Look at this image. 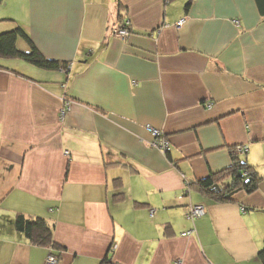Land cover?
Instances as JSON below:
<instances>
[{"label":"crops","instance_id":"crops-1","mask_svg":"<svg viewBox=\"0 0 264 264\" xmlns=\"http://www.w3.org/2000/svg\"><path fill=\"white\" fill-rule=\"evenodd\" d=\"M187 1L0 0V33L21 27L19 50L67 64L0 57V264L259 263L264 15L255 0ZM237 144L261 180L216 202L194 182ZM18 213L46 219L58 248L31 244Z\"/></svg>","mask_w":264,"mask_h":264},{"label":"trees","instance_id":"trees-1","mask_svg":"<svg viewBox=\"0 0 264 264\" xmlns=\"http://www.w3.org/2000/svg\"><path fill=\"white\" fill-rule=\"evenodd\" d=\"M255 2L259 13L264 15V0H255ZM189 3L190 0L187 1L186 8ZM117 26L127 27L130 32L129 23H122ZM18 36L28 39L21 27L0 33V57H17L44 68H65L67 66L64 62L46 58L31 42L30 44L32 47L28 52L19 50L15 44ZM230 149L232 165L229 168L224 172L209 175L206 178L194 182L195 186L200 188L216 202L231 201L232 195L237 190L242 189L247 193H251L256 190L261 180L254 169L239 158L240 154L235 151V145ZM165 154L167 155L168 151ZM224 177H227L228 180H225ZM14 227L18 232L22 233L31 244L51 246L52 251L58 248L53 241L52 226L42 217L30 218L18 213L14 217ZM256 256L258 262L264 264V239Z\"/></svg>","mask_w":264,"mask_h":264},{"label":"built area","instance_id":"built-area-1","mask_svg":"<svg viewBox=\"0 0 264 264\" xmlns=\"http://www.w3.org/2000/svg\"><path fill=\"white\" fill-rule=\"evenodd\" d=\"M182 22H183V20H180L176 24H178V26H179V25H181ZM124 23L128 24V21H125ZM113 35L116 37H119V38H125L129 35V30L127 29V27H124V26H116L113 29ZM69 109H70V101L65 100L64 104L60 108L59 117L62 119ZM147 129L152 134V136L154 138L152 141V144L164 153L169 151V148H170L169 142L164 137L163 132L159 131V129L150 127L149 125H147ZM235 151H237L238 153H246L247 152V146L242 145V144H237V145H235ZM204 212H205L204 205L196 204V205H191L187 215L189 218L192 219L194 217H198V216L202 215ZM188 233H190V231H185L182 234L187 235ZM56 261H57L56 256L53 254H49L45 264H55Z\"/></svg>","mask_w":264,"mask_h":264},{"label":"rangeland","instance_id":"rangeland-1","mask_svg":"<svg viewBox=\"0 0 264 264\" xmlns=\"http://www.w3.org/2000/svg\"><path fill=\"white\" fill-rule=\"evenodd\" d=\"M240 155H243L244 153H239ZM255 264V263H254ZM258 264H260V263H258Z\"/></svg>","mask_w":264,"mask_h":264}]
</instances>
